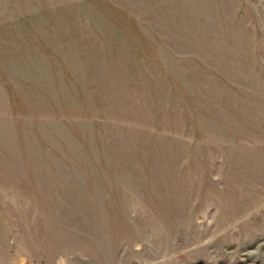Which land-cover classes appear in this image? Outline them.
Wrapping results in <instances>:
<instances>
[{
    "label": "rangeland",
    "instance_id": "rangeland-1",
    "mask_svg": "<svg viewBox=\"0 0 264 264\" xmlns=\"http://www.w3.org/2000/svg\"><path fill=\"white\" fill-rule=\"evenodd\" d=\"M0 264H264V0H0Z\"/></svg>",
    "mask_w": 264,
    "mask_h": 264
}]
</instances>
